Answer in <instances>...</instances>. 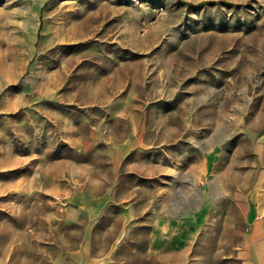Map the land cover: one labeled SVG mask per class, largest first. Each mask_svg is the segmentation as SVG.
Returning <instances> with one entry per match:
<instances>
[{
	"label": "rangeland",
	"instance_id": "374dc122",
	"mask_svg": "<svg viewBox=\"0 0 264 264\" xmlns=\"http://www.w3.org/2000/svg\"><path fill=\"white\" fill-rule=\"evenodd\" d=\"M129 207L264 264V0H0V264H147Z\"/></svg>",
	"mask_w": 264,
	"mask_h": 264
},
{
	"label": "crops",
	"instance_id": "0c3cea01",
	"mask_svg": "<svg viewBox=\"0 0 264 264\" xmlns=\"http://www.w3.org/2000/svg\"><path fill=\"white\" fill-rule=\"evenodd\" d=\"M106 197L108 194H103L100 199L90 208V213L96 214L98 211H101L108 203ZM205 208L199 209L197 211V215L194 217V221L203 222ZM72 212H69L71 215ZM134 213L132 208L125 209V219L122 221V225L120 227L123 230V234L127 235L129 233V229H132L136 226H142L145 230L146 239H147V249L141 254L142 259L147 261V264H156V261L162 262V264H172L173 257H177V254H173V249L179 248L181 242L185 237V230L189 228V219H185L180 217V215L172 216L169 220L157 219L156 217L153 219H148L147 222H140L135 220L134 218L138 216H131ZM93 223V222H92ZM185 229V230H184ZM93 236H86L85 241L83 243L82 249L78 251H74L69 256V262L67 264H105L104 260L109 262L114 261V255L109 254L106 258H97L92 253L91 248V240ZM254 241V239H252ZM138 255V254H137ZM131 259L133 260V253L130 254ZM111 260V261H109ZM117 264H120L117 262ZM243 264H257L255 259L252 257V252L245 253ZM261 264V263H259Z\"/></svg>",
	"mask_w": 264,
	"mask_h": 264
}]
</instances>
